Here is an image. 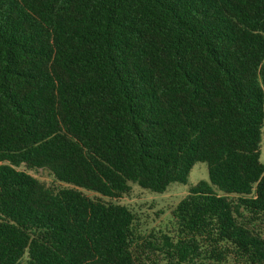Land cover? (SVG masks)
<instances>
[{"label":"trees","instance_id":"obj_1","mask_svg":"<svg viewBox=\"0 0 264 264\" xmlns=\"http://www.w3.org/2000/svg\"><path fill=\"white\" fill-rule=\"evenodd\" d=\"M263 130L264 0H0V264H264Z\"/></svg>","mask_w":264,"mask_h":264},{"label":"rangeland","instance_id":"obj_2","mask_svg":"<svg viewBox=\"0 0 264 264\" xmlns=\"http://www.w3.org/2000/svg\"><path fill=\"white\" fill-rule=\"evenodd\" d=\"M261 161L264 163V130ZM29 173L48 185L54 184V179L47 170L40 169L37 172ZM207 180V164L197 163L191 170L186 185L180 183L171 184L163 194H155L132 185L128 195L114 202L127 206L135 213L141 234H147L152 230L165 232L167 228L172 227L171 210L188 194L192 186ZM85 193L90 197L94 196L91 192L85 191Z\"/></svg>","mask_w":264,"mask_h":264}]
</instances>
